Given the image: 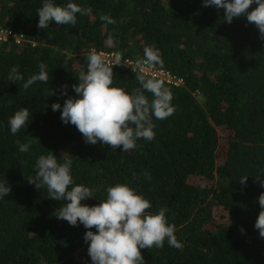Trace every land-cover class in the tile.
<instances>
[{"label": "trees", "instance_id": "16d2710c", "mask_svg": "<svg viewBox=\"0 0 264 264\" xmlns=\"http://www.w3.org/2000/svg\"><path fill=\"white\" fill-rule=\"evenodd\" d=\"M69 2L92 11L77 14L75 26L52 23L42 30L37 10L43 0H0V26L24 36L21 46L0 44V181L11 187L0 199V264H92L83 239L87 229L57 219L55 210L65 202L28 183L35 161L49 151L59 162L70 155L75 183L98 189L81 204H99L107 187L119 183L143 195L152 204L149 213L167 209L183 248L169 246L166 239L162 248L141 249L145 264H264V238L254 228L264 192L259 30L246 16L225 22L223 9L204 7L202 0H54L60 6ZM145 47L159 49L162 56L163 67L152 69L180 82L165 83L173 93L174 114L153 118L154 140L140 139L128 152L99 141L85 143L76 127L62 123L60 111L51 109L67 98L59 95L60 86L68 85L67 95L75 97L71 86L95 51L122 54L132 64L113 65V87L129 94L144 91L133 66ZM41 63L47 66L48 85L37 82L25 90L23 83ZM13 67L24 77L16 84L8 80ZM47 88L57 94L47 96ZM144 94L152 100L151 93ZM21 107L32 115L27 128L13 135L8 120ZM31 136L40 144L19 152L16 141L27 143ZM243 176H248L246 186L238 183Z\"/></svg>", "mask_w": 264, "mask_h": 264}, {"label": "clouds", "instance_id": "9594fccd", "mask_svg": "<svg viewBox=\"0 0 264 264\" xmlns=\"http://www.w3.org/2000/svg\"><path fill=\"white\" fill-rule=\"evenodd\" d=\"M253 3L256 7L249 11ZM202 6L223 9L224 21L229 24L233 18L246 16L247 22L259 30V38L264 40V0H202ZM91 11L90 7L72 2L60 6L54 0H43L37 10V28L45 30L52 23L75 26L77 14L86 16ZM101 19L115 23L108 16H101ZM108 42L113 43L111 36ZM87 61L86 71L81 70L76 78L78 83L71 86L75 97L67 95L68 85H61L59 95L67 96L63 106L56 102L51 104L53 112L60 111L62 123L74 125L85 143L95 145L99 141L102 145L110 146L113 151L122 146V151L128 152L138 147L137 141L140 139L149 142L154 140L156 125L153 118L165 120L175 112L171 103L173 93L165 87L166 82L141 71L136 79L144 91L137 90L135 94H129L123 88L112 86L113 65L125 66L128 63L122 54L117 53L113 61L106 62L102 54L92 51ZM136 65L141 70L145 67L162 68L159 49L145 47L143 58H138ZM8 80L16 84L24 77L13 67ZM49 81L47 66L41 63L39 72L31 75L23 83V88L27 90L37 82L48 85ZM176 82L178 84L177 80L173 83ZM145 91L151 93V101L144 94ZM56 94L57 90L47 88V96ZM31 115L25 107L16 111L8 120L11 134L16 135L22 129L25 130ZM16 143L21 153H28L33 144H40L39 138L32 136L27 143ZM63 157V162H59L52 151L39 156L35 161L34 174L27 180L37 190L46 189L47 198L65 202L55 210L57 219L67 221L70 226H78L79 222L87 229L83 239L88 244L87 252L92 264H145L140 250L162 248L166 239L169 246L182 250L183 245L175 235V225L168 223L165 215L167 209L160 207L157 213H149L147 210L152 208V204L127 184L118 183L107 187L106 199L100 200L99 204H81V201L96 197L98 189L76 184L71 175V156L63 154ZM133 178H136L135 173ZM247 178L241 177L238 183L246 186ZM144 179L151 180L147 171L144 172ZM261 187H264V182H261ZM10 193L8 181H0V199ZM258 204L260 211L254 228L258 230L259 237L264 238V192L260 193ZM240 231L243 233L244 229Z\"/></svg>", "mask_w": 264, "mask_h": 264}, {"label": "built area", "instance_id": "2783aa9c", "mask_svg": "<svg viewBox=\"0 0 264 264\" xmlns=\"http://www.w3.org/2000/svg\"><path fill=\"white\" fill-rule=\"evenodd\" d=\"M24 42V36L22 34L17 35L15 34L11 29L8 28H4L0 26V44H4L6 46H21ZM99 54L103 55V58L105 59L106 62H110L114 60V57L116 54H107V53H103V52H97ZM126 65H132L129 64V62ZM133 68L137 69V65H134ZM139 71H143V74L145 75H151L153 77L156 78V76L158 75H166L169 78L173 79L169 74L160 71L159 73H156L152 68L149 67H145L143 70H141L140 68H138ZM178 83H180L178 81ZM177 84V82H176Z\"/></svg>", "mask_w": 264, "mask_h": 264}, {"label": "rangeland", "instance_id": "374dc122", "mask_svg": "<svg viewBox=\"0 0 264 264\" xmlns=\"http://www.w3.org/2000/svg\"><path fill=\"white\" fill-rule=\"evenodd\" d=\"M156 78H159V79H162V80H164V82H174V80L173 79H171V78H169L168 76H166V75H158V76H156ZM222 148H224V149H226V146H224V147H222ZM221 148V149H222Z\"/></svg>", "mask_w": 264, "mask_h": 264}]
</instances>
